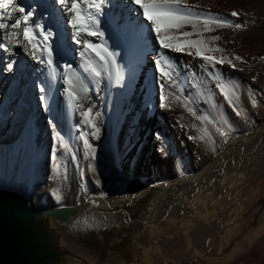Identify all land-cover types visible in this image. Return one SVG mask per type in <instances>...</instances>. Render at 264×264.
Listing matches in <instances>:
<instances>
[{
  "label": "bare ground",
  "instance_id": "bare-ground-1",
  "mask_svg": "<svg viewBox=\"0 0 264 264\" xmlns=\"http://www.w3.org/2000/svg\"><path fill=\"white\" fill-rule=\"evenodd\" d=\"M15 2L26 11L35 8L34 20L54 33L52 65L38 29L35 58L31 46L28 51L18 45L0 48V159L15 168L25 163L28 179L0 171V184L24 190L1 189L40 212L21 222L28 248L39 250L47 264H264V110L259 113L255 106H264V60L258 61L254 51L256 28L264 31V12L251 7V0H188L194 11L253 29L235 40L234 27L203 33L221 37L212 46L244 56L232 67L212 66L194 49H162L142 9L129 0L104 6L98 17L102 37H77L56 0ZM228 4L238 5L241 16L233 17ZM5 31L0 29V43H6ZM86 42L100 47L93 50ZM104 48L117 54V75L131 112L121 114L117 124L92 89L90 64L100 70L96 61H104L97 52L106 55ZM209 55L219 58L222 52ZM161 56L170 77L157 68ZM224 81L236 90L233 104L219 87ZM86 108L109 139L110 175L74 204H35L33 179L45 178V184L51 168L63 170L60 134L77 149L75 156L90 161L89 167L97 162L84 142L78 146ZM76 159L61 175L72 193L84 183Z\"/></svg>",
  "mask_w": 264,
  "mask_h": 264
},
{
  "label": "snow or ice",
  "instance_id": "snow-or-ice-1",
  "mask_svg": "<svg viewBox=\"0 0 264 264\" xmlns=\"http://www.w3.org/2000/svg\"><path fill=\"white\" fill-rule=\"evenodd\" d=\"M108 2L109 0H56L62 12L68 16L67 23L75 30L77 37H80L82 33H86L88 36L102 37L104 35L103 32L99 31L98 17L103 13L104 6ZM129 3L138 6V10L142 9V15L145 21L148 22L150 30L155 33L159 46L162 49L174 50L176 52H185L186 49H194V54L209 64L214 65L227 62L229 65L235 67L232 60L227 57L222 56L218 58L215 55L207 54L223 52L224 49L209 46L210 42L219 41L221 39L220 36L212 35L206 38L203 33L214 32L216 28L220 27L240 29L243 27L241 24H233L230 21L212 16L209 13L194 11L196 6L190 5L188 0H129ZM17 13L19 15H15ZM35 14V8H30L26 11L24 7L17 6L15 0H0V29L7 30L4 34V41L6 43H0V48L7 49L9 45H18L24 47L25 51H28L29 46H31L33 49L32 55L35 58V50L40 47V44L36 42V30L38 29V34L43 37V51L47 53V63L52 65L53 52L49 41L54 33L50 28L45 29L44 24L35 21ZM231 15L235 17L239 14L233 11ZM8 21H11V23H8ZM213 25L215 27H212ZM187 26H190L192 31H181ZM21 35L22 40L18 39ZM193 35L197 36V39H191ZM86 45L93 50L100 47L94 46L90 42H86ZM104 53L106 55H101L97 52L100 59L104 61V67L107 68L110 64L116 67L117 72H119L115 59L117 54L109 52L107 48H104ZM188 54L191 55L193 53L189 51ZM240 59L239 56L235 57V60ZM161 61H164L165 65L167 64L166 58L161 56L160 60L156 61L157 68L160 70L162 76L170 77L171 73L162 66ZM8 68L11 69L12 65L9 64ZM90 68L95 77L99 78L101 76V72L95 67H91V64ZM215 78L216 80H220L218 74ZM71 83L72 81L69 80V84ZM98 83L99 79H97ZM219 87L224 92L227 102L233 104V100L225 86L221 84ZM40 91L43 92L44 89L41 88ZM70 94L73 99H77L74 92H70ZM41 99H44V97H41ZM161 99H164V97L162 96ZM197 119L207 120L208 118L206 116H198ZM92 127L96 128L95 123H92ZM216 130L220 135H226V132L221 131L219 128ZM96 131L98 132L99 129L96 128ZM91 226L90 224L88 225V227Z\"/></svg>",
  "mask_w": 264,
  "mask_h": 264
},
{
  "label": "rangeland",
  "instance_id": "rangeland-1",
  "mask_svg": "<svg viewBox=\"0 0 264 264\" xmlns=\"http://www.w3.org/2000/svg\"><path fill=\"white\" fill-rule=\"evenodd\" d=\"M263 5H264V0H262V2L260 0H251V4H250L251 7H255L256 10H258V13L260 15L264 12V10L262 9ZM228 10L232 12L235 11L239 14L238 5L229 6L228 4L227 11ZM260 15H258V18L260 17ZM239 16L241 15H237V17ZM259 20L260 19L257 20V23H259ZM187 27H190V26H187ZM225 28L228 29L229 27H225ZM188 31H192V29ZM252 31L253 29H251L250 27L243 26L242 28L234 32L233 39L235 40L236 37L241 36L245 33H248L249 35L250 32ZM204 37L207 38L210 36H204ZM191 39H197V36L193 35ZM211 43L212 42H210L209 44L210 47L223 48L224 51L222 52L221 57L223 56V57H227L228 59H231L234 65L236 61H241V62L245 61L243 55H237V54L232 55L226 46H217V45L212 46ZM254 51L257 55L256 57L258 61H263L264 60V31H261V29H257V28L255 30ZM214 53H219V52H212V53H207V54H214ZM236 56H239L241 59L235 60ZM97 62L98 61H96V64L100 68L99 71L101 72V76L99 78L94 76L95 82H94V85H92V89H94L97 92L101 104L110 111L114 124H117L118 118L121 114H125L127 116L129 115V113H131L127 106L128 99L125 94V86L121 85L123 83L121 79L118 78L117 71H115L116 67L114 68L113 66L109 64V66L105 69L103 63L101 62L97 63ZM223 64L228 65L227 62ZM210 65L214 66L215 64L214 65L210 64ZM263 71H264V68H263ZM97 79H99L98 84H97ZM138 85H136L134 89H137ZM223 85L227 89L230 97L233 99L236 94V90H234V88H230L231 85L230 83H228V81H224ZM196 98L200 99L201 96L196 95ZM207 100L208 99L205 98V101ZM255 106L257 107L259 113L264 110V106L262 105L256 104ZM85 112H86V115L85 117H83L84 127L82 128V131L80 133L81 136L78 142V146H81L82 144L81 142H84V144L87 145V152H88V155L90 156V159L92 157L97 159V162H95L96 164L94 163L93 168H91L89 167L90 161L87 162L83 158L79 156H75V154H77V149L72 147V145L67 141L66 137L63 134H60V142H59L60 147L58 150L65 151V154L60 157L61 161H63V165H62L63 170L57 171L51 168L47 175L49 180H47V183L45 182V184H44L45 178L39 179V180L35 178L33 179V189L36 193L33 194L32 199L35 204L41 205L44 208L48 206L54 207V206H60L63 204H74L76 202L83 200L89 193L96 191V189L97 190L100 189V187L103 186L107 177L110 175L111 170H112V167H111L112 166V155H111L110 146H109V139L108 137L103 138L104 132L101 129V126L91 120L93 113L89 110V108H86ZM218 119L220 122L222 123L224 122L223 115L221 112L219 113ZM92 123H95L96 128L99 129L98 132L96 131V128L92 127ZM199 140L204 145V147L209 148V146L205 144V141L203 140L202 136L199 137ZM85 141H87V143H85ZM75 159L80 167V176H81V179L84 181V183L82 186H80L77 193H72L69 183L64 182L61 175L67 174L69 163L75 162ZM106 160H107V163H106ZM191 163L192 162H190V164ZM26 169H27V165L25 163H22L18 165L17 168H15L13 165H10L9 163L4 164L3 161H1L0 159L1 173L3 172L4 174H7V175L9 173L10 175L12 174L13 176H15L17 179L28 181L26 177ZM135 179L138 181L142 180L141 178H135ZM43 188H45L44 191H43ZM1 189H5V190L14 189L16 191L25 193L24 190L14 188L12 186L4 185V184H0V190ZM53 191H55L56 194L55 196L50 197V192L52 193ZM59 264H69V263H59Z\"/></svg>",
  "mask_w": 264,
  "mask_h": 264
},
{
  "label": "water",
  "instance_id": "water-1",
  "mask_svg": "<svg viewBox=\"0 0 264 264\" xmlns=\"http://www.w3.org/2000/svg\"><path fill=\"white\" fill-rule=\"evenodd\" d=\"M40 214L17 194L0 190V264H47L39 250H30L21 222ZM54 216L53 213H49Z\"/></svg>",
  "mask_w": 264,
  "mask_h": 264
}]
</instances>
